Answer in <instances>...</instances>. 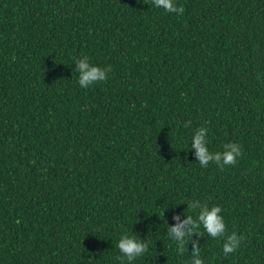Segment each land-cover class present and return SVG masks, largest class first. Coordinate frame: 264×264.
Returning a JSON list of instances; mask_svg holds the SVG:
<instances>
[{
    "label": "trees",
    "instance_id": "trees-1",
    "mask_svg": "<svg viewBox=\"0 0 264 264\" xmlns=\"http://www.w3.org/2000/svg\"><path fill=\"white\" fill-rule=\"evenodd\" d=\"M176 5L0 0V264H126L124 233L133 264H187L167 228L194 199L242 237L191 236L204 264H264V0ZM82 56L107 79L80 88ZM201 126L234 166L200 167Z\"/></svg>",
    "mask_w": 264,
    "mask_h": 264
},
{
    "label": "clouds",
    "instance_id": "clouds-1",
    "mask_svg": "<svg viewBox=\"0 0 264 264\" xmlns=\"http://www.w3.org/2000/svg\"><path fill=\"white\" fill-rule=\"evenodd\" d=\"M153 9H162L165 13L181 15L183 7H177L176 0H151ZM75 72L78 74L77 83L80 88L88 89L100 81L107 79V73L110 69L102 68L90 62L87 56H82L75 60ZM187 127V125H185ZM190 151L195 152L196 159L200 167L206 168L209 164H214L220 169L226 166H234L237 158L241 155V148L236 143H225L222 145V151H210L208 131L201 126L195 129L189 139ZM188 215L182 222L174 226H168L167 235L170 240L174 241L180 252L184 250L185 239H190L193 251L187 264H204L200 258V247L197 241H191V236L206 233L212 239L223 241V254H235L240 247L242 237L235 233L227 235L225 221L222 215V209L219 206H209L200 200H192L187 204ZM179 221V217H175ZM202 230V231H201ZM122 261L126 264L133 262L144 255L148 244L143 242L133 234L124 233L116 243Z\"/></svg>",
    "mask_w": 264,
    "mask_h": 264
}]
</instances>
